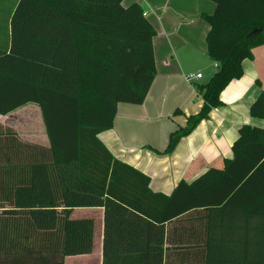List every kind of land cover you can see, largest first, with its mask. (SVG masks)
I'll use <instances>...</instances> for the list:
<instances>
[{"label":"trees","instance_id":"trees-1","mask_svg":"<svg viewBox=\"0 0 264 264\" xmlns=\"http://www.w3.org/2000/svg\"><path fill=\"white\" fill-rule=\"evenodd\" d=\"M212 1L215 11L202 17L219 67L196 86L202 109L170 133L166 153L222 105V90L264 44V0ZM155 35L138 3L19 0L10 48L0 50V114L39 103L50 147L40 158L0 156V264H64L91 253L94 220L73 218L76 207L104 208L103 264H166V223L198 205L209 207L203 264H264V128L242 125L224 169L182 180L171 195L154 193L149 176L98 138L118 103L145 100ZM250 111L264 118V89Z\"/></svg>","mask_w":264,"mask_h":264},{"label":"crops","instance_id":"crops-1","mask_svg":"<svg viewBox=\"0 0 264 264\" xmlns=\"http://www.w3.org/2000/svg\"><path fill=\"white\" fill-rule=\"evenodd\" d=\"M18 3L0 0L2 51L10 48L11 20ZM133 3L141 5L156 29V76L143 103H118L112 128L98 138L115 158L149 176L154 193L171 195L182 180L190 184L211 168L224 169L226 159L233 157L232 146L242 125L264 128V118L250 111L264 89V44L243 61V75L222 90V105L166 153L170 133L202 109L204 101L196 86L207 82L216 70L207 52L210 27L202 17L212 14L216 4L212 0H122L124 6ZM198 73L202 77L193 79ZM24 144L38 148L28 152ZM49 147L39 103L28 102L0 114V156L40 158ZM190 195L194 202L199 199L193 192ZM213 197L210 194L207 199ZM199 206L166 223L165 238L169 235L171 240L165 243L170 256L166 264H203L209 207ZM72 217L94 220V245L91 253L66 256L64 264H103L104 208L76 207Z\"/></svg>","mask_w":264,"mask_h":264},{"label":"built area","instance_id":"built-area-1","mask_svg":"<svg viewBox=\"0 0 264 264\" xmlns=\"http://www.w3.org/2000/svg\"><path fill=\"white\" fill-rule=\"evenodd\" d=\"M144 15H145V12H144ZM214 66H215V68L217 69V68L219 67V63L216 62V61H214ZM201 77H202V74H201V73H198L196 76H193L192 78H193V79H199V78H201Z\"/></svg>","mask_w":264,"mask_h":264},{"label":"rangeland","instance_id":"rangeland-1","mask_svg":"<svg viewBox=\"0 0 264 264\" xmlns=\"http://www.w3.org/2000/svg\"><path fill=\"white\" fill-rule=\"evenodd\" d=\"M205 80V78L204 79H201L200 81L202 82V81H204Z\"/></svg>","mask_w":264,"mask_h":264}]
</instances>
